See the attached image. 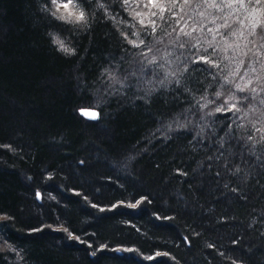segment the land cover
I'll use <instances>...</instances> for the list:
<instances>
[{"label":"trees","instance_id":"obj_1","mask_svg":"<svg viewBox=\"0 0 264 264\" xmlns=\"http://www.w3.org/2000/svg\"><path fill=\"white\" fill-rule=\"evenodd\" d=\"M74 2L0 0V264H264V0Z\"/></svg>","mask_w":264,"mask_h":264},{"label":"snow or ice","instance_id":"obj_2","mask_svg":"<svg viewBox=\"0 0 264 264\" xmlns=\"http://www.w3.org/2000/svg\"><path fill=\"white\" fill-rule=\"evenodd\" d=\"M149 2L152 4V7H156L159 9V13L156 11H151V8H149L148 4H144L143 7L149 8V12H142V11H138L136 8H134L132 6L134 3H136V0H121L122 7H124L126 11H128L129 9L131 10L129 12V15L131 16V20L130 21H124L123 18H121V20L119 22L125 24L127 27H132V28H135L137 23L139 25H141L142 27L151 26L152 32L154 33L156 31V21L152 20V19H147V24H146L145 18L149 17V13H150V15L152 17H156L159 15V18L161 20H163L164 19V16L162 15L163 12L166 10L170 11L171 8H174L176 6V3H175V0H172L170 6L166 7L163 4H156L154 2V0H149ZM188 2H189V0H184L185 4H187ZM51 3L53 5H56V12H53L52 15L56 16V18L58 20L64 21L65 23L83 24L87 27H90V25H88V19H87L85 11L82 8H80L78 6V3L74 2V0H65V2H60V0H51ZM97 5H98V8L104 9L105 17L107 19H112L114 21V23L116 22V16H113L111 11L109 10L111 7V4H106L105 0H97ZM228 6L231 7V5H228ZM137 7H139V4H137ZM209 7H218V5L210 4ZM61 8L65 9L66 14L61 13L60 15L57 16L56 13L60 12ZM43 10L48 11L47 6H45ZM116 15L118 16L119 13H117ZM172 15L175 16L176 13H172ZM201 15H203V13H201ZM141 17H144V18H141ZM181 19H183V17H181ZM176 22L179 24L180 21L178 20ZM186 24H187V21H185V25ZM219 27L228 28V27H230V25L227 22H225L223 25L218 26L217 31H219ZM200 30L203 31V26H201ZM196 31H197L196 27H193L191 32H184L183 28H181V32H183V34L185 36L190 37L193 41H195V43L192 44V47H196L199 44V39L197 37L192 36V33L196 32ZM212 31H213V29H211V28L208 29V32H212ZM120 34L124 37L125 40L128 41L129 44L133 45L134 47H139L140 45L144 44V40L139 39L140 32H138V31L132 32V36L137 37V39H139V43H137L136 40L129 39L127 32L121 31ZM49 36L51 37L52 44L54 46H56L57 51L65 53L67 55H74L75 54L76 49L73 47H69L65 43V40L62 39L58 34L50 32ZM214 39H215V36H213V40ZM180 47H184V43H181ZM208 47L213 48L212 53H209L208 56H214L216 54V49L213 47L212 43H209ZM228 47H231V45H228ZM150 50L151 49L149 48V51ZM204 51L207 53V48H205ZM208 56L199 57V59H203L206 63H212L214 67L219 68L220 65L216 64L214 61L210 60L208 58ZM238 71H239V69H237V73H238ZM224 79H225L226 84L231 83V81L228 80L227 77H225ZM249 83H250V81H249ZM223 86L224 85H221V88H223ZM234 87H235L236 91L243 92V91H245L246 86L242 87L239 83H236L234 85ZM252 91L255 92V89H253ZM222 95H223V92H221V91L215 92L216 100H219V98ZM204 99H205V104L202 105L203 107H207V105L209 103H215L216 102V101H209L207 99V97H204ZM234 99H237L234 94L229 95L227 97V99L223 102V104L227 105L229 100H234ZM240 99L248 100L249 97L245 96V97H241ZM260 103L264 104V99H261ZM235 107H236V105L232 104L229 106L228 110H231L232 108H235ZM222 110H224L223 105L217 106L216 111H222ZM79 112L82 116H85L91 120L99 119V115H100L99 112H97V111H89V110H86L85 108H80ZM0 147L11 148V145H0ZM37 195H39V193H37ZM139 203H140V201H137V204H139ZM93 206L95 207L96 205H93ZM131 206L136 207V205H131ZM113 207H115V205H113ZM100 210L104 211L103 208H101ZM33 231H41V229L37 228V229H33ZM64 231L67 232L68 230L65 228ZM69 235L71 236L72 234L69 233ZM76 239L78 240L79 237H76ZM0 242L7 243L6 240L0 241ZM104 247H106V245H101L100 249H102ZM100 249H97V251H99ZM126 250L132 251V249H126ZM95 254H96V252L92 253V255H95Z\"/></svg>","mask_w":264,"mask_h":264},{"label":"water","instance_id":"obj_3","mask_svg":"<svg viewBox=\"0 0 264 264\" xmlns=\"http://www.w3.org/2000/svg\"><path fill=\"white\" fill-rule=\"evenodd\" d=\"M39 198H40V195H38V200H39Z\"/></svg>","mask_w":264,"mask_h":264},{"label":"rangeland","instance_id":"obj_4","mask_svg":"<svg viewBox=\"0 0 264 264\" xmlns=\"http://www.w3.org/2000/svg\"><path fill=\"white\" fill-rule=\"evenodd\" d=\"M90 111H93V110H90Z\"/></svg>","mask_w":264,"mask_h":264}]
</instances>
